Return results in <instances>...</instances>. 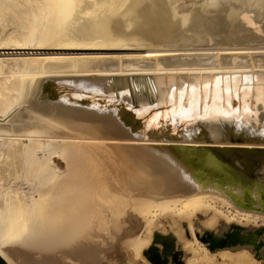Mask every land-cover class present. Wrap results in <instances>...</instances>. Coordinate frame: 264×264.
Here are the masks:
<instances>
[{"label":"bare ground","instance_id":"obj_1","mask_svg":"<svg viewBox=\"0 0 264 264\" xmlns=\"http://www.w3.org/2000/svg\"><path fill=\"white\" fill-rule=\"evenodd\" d=\"M176 1L0 0V262H43L45 253L73 261L93 244L108 251L119 244L141 256L152 242L161 251L187 231L186 264H261L253 255L264 198L253 183L264 189V100L256 110L243 101L237 109L224 102V89L230 104L234 90L240 102L249 86L243 72L264 70L263 58L251 57L249 65L244 58L258 49L244 47L252 31L264 32V0H194L183 12ZM216 11L241 46L184 58L189 49L177 47L205 46L206 35L200 44L195 36L210 24L205 13ZM261 33L256 38L264 40ZM182 73L166 85L180 89L173 106L129 110L144 136L166 129L169 120L179 138L133 137L110 113L39 95L45 78L69 79L75 90L69 93L83 98L115 89L110 80L119 75L140 74L156 90L146 88V100L134 93L126 99L147 105L158 99L160 81ZM250 80L252 94L254 74ZM54 89V98L78 100L62 85ZM98 97L87 98L88 106L101 105ZM193 150L201 171L195 176L187 158ZM248 189L252 205L244 203ZM200 232L210 242L227 237L230 246L213 253L198 240Z\"/></svg>","mask_w":264,"mask_h":264},{"label":"rangeland","instance_id":"obj_2","mask_svg":"<svg viewBox=\"0 0 264 264\" xmlns=\"http://www.w3.org/2000/svg\"><path fill=\"white\" fill-rule=\"evenodd\" d=\"M196 1H200V0H196ZM196 1H194V0H178L175 2V6L178 8V10L183 12L188 8L185 6L190 7L192 5L191 2L195 3ZM183 7H185L186 9ZM205 14L209 17L210 24L206 26V23H204L205 25H203L201 28L202 31L198 30L199 33L195 36L198 39L197 44H200L202 42L200 37H202V35H206V38L204 39L205 46L204 45L203 46L197 45V46H191L190 47V44H188V45H186L187 46L186 47L185 44L184 45L180 44L181 46L179 45L180 48L178 46L177 47L178 49H182V48L183 49H189L188 50L189 52H187V53H190V55H184L183 56L184 58L196 57L199 53L206 52V51L209 52V50H207L209 48L211 49V48H217V47H219V48L224 47V44L235 48V47H240L241 45H239V44L243 43V41H240V39H242L241 37L238 38V37L229 35L231 33V29L229 27L227 28V26H225V29H228V31L227 30L225 31L223 29L224 27H221V25H223L224 23H228L227 21L225 22L223 20L221 13H218V11H216V12H210V13L207 12ZM244 19H242V20H244ZM262 22H264V21H262ZM245 25L249 26L250 23L245 22ZM14 26H15V24L8 25L9 30L15 29ZM206 27L208 29L214 27L212 30H215V31L217 28V30L220 32L216 31V32H218L217 33L218 35L215 34L216 33L215 31H213L214 34H211V32ZM219 27H221V29ZM3 29H4L3 26L0 25V31H4ZM223 31H225V32H223ZM229 31H230V33H229ZM252 32L254 34L250 37L248 44L244 45V47L258 48V49H255V50L254 49H248L249 51H254V53H251L250 55H244V58H246V60L248 61V65L250 64L249 62H250L251 57L254 60H257L258 58L264 59V40L257 39L256 35H255L257 33L259 35L261 33V29H257L256 32H255V30H253ZM220 33H222V34H220ZM225 33H227V34H225ZM12 34L15 35L16 32H13ZM261 34L263 35L264 32ZM212 36H214V38H212ZM215 36L217 39H215ZM217 44L218 45L220 44L221 46L220 45L218 46ZM179 57H181V56H179ZM208 57H210V56H208ZM262 65H264V63H262ZM243 73L247 75V78H246L245 82H242V84L244 87H246V82L249 83V86L247 87L248 92L244 94L243 92L240 91L242 94L240 93V102H238V94H236V90H234L235 91V92L233 91L234 94L232 93V102L234 101V104H230V101H229L230 96L227 95V94H230V90L226 89L229 91V93H228V91H226L224 89V93H225L224 94V102L228 101L225 103H228L229 106H233V107H236L238 109V104L242 103V101H243V105L245 106V104H247L246 108H249L251 106L252 111H253V110H256V106L258 105V102L264 100V94H262V86H264V82H262V76H264V70L257 66L253 70L250 69L248 71H244ZM218 74L219 73L213 74V75H218ZM252 74H254L255 85H254V88H252V94H250V84H252V80H250V78L252 77ZM178 76L186 77L187 75L185 73L178 74V75L173 74V75H170V77H168L166 80H162L159 82L161 84V86L158 87V94H155V96L158 95L159 97L157 100L151 101V104H149L150 106H152L151 109H154V106H156L155 104H161V105L164 104V106H167L169 103H171L172 106L174 105V102H172V100H174V96H177L180 89L175 91L173 83L175 82V80L177 79ZM207 76H208V74H204L202 76V78L207 77ZM189 77H196V80H199V76L195 75V74H193L192 76L190 75ZM116 78H117L116 80H113V79L110 80L111 83L113 82L112 86H116V88L115 89L112 88L110 91H108V93L115 92L117 90L119 92L120 96L122 98H124V100H126V102H127L126 96H128L130 94L133 95V93H134L137 96L140 95V98H143L146 100V97H147L146 94L148 93V90L152 91V94L154 93V90H156V86L153 87V82L151 81L150 77L147 78V76L144 77L140 74H131V75L122 74V75L117 76ZM225 78L227 79L228 77H225ZM218 80H220V79H218ZM115 82H116V84H115ZM236 83L240 84V81H237ZM170 84H173L172 85L173 87L169 88L168 86H166V85H170ZM242 84H240V87L242 86ZM235 86H236V88H238V85H235ZM196 87H198V86H196ZM207 87H208V85H206V88ZM219 87H220V85H219ZM130 88H132V90H134V92H132V90H130ZM146 88H148V90ZM207 91H208V88H207ZM207 91H206V94H207L206 97L208 98ZM176 92H177V94H176ZM152 94H150V95H152ZM166 94H168V100H166ZM218 94L219 95L217 96V98H218V100H221V102L220 101L219 102H220V104H222V96H221L222 90H220V92H218ZM212 95H213V89H212V94H210V100L213 97ZM233 95H234V97H233ZM225 96H226V98H225ZM250 96H252V98H250ZM241 97L244 99H242ZM208 100H209V98H208ZM152 102H154V104H152ZM166 102H168V104H166ZM127 103H130V102H127ZM135 105L138 106L139 108H142V109H144L143 106H145L143 104H135ZM240 107H241V104H240ZM170 110H171V108L168 107L167 111H170ZM201 117H203V115ZM256 224H258L257 226L254 224L256 227L261 226V227L257 228L258 237L256 238V242L260 241L261 244L257 246V249L255 250V252H256L255 255H253V254L252 255L254 256L255 259L261 261V264H264V231L262 229L264 227V225H263L264 223L260 222V223H256ZM196 227L199 228L200 226H196ZM139 230L137 232H140ZM185 232H186L185 233L186 239H184L183 241L178 240L177 243H175L172 246L174 248V250L178 251V253H179L178 258L182 264H186V260H187L188 256L189 257L191 256L190 254L185 256L182 253V250L185 249L184 245L187 244L188 242H192V238L190 237V235L187 233V231H185ZM149 233L150 232L145 231L143 238L146 240L147 239L149 240L150 239ZM202 236L207 237V239L210 237V236H207L203 232H200V234L198 233L197 234L198 240L203 242V243H204V241H202L199 238ZM221 238H223V237H220V239ZM218 240L219 239L213 240V241H218ZM104 242H107L106 238H105ZM152 243L150 244V246L151 245L157 246V244H154L155 242L153 244ZM205 243L207 244V249L213 253L218 252L222 248H227L228 246H230V245L226 244L222 247H216V248L210 250L209 249V245H210L209 239ZM146 245H144V248H146ZM93 246H95V247H93V248L91 247L92 248L91 251H88L89 254L92 253L91 256H89V254H87V251H86L87 256L85 253H83L85 256H83L82 254L81 255L78 254V256H76L77 254L75 255L76 259L74 258V260H76L77 263H75L74 260H73L74 261L73 262L71 260L67 261L66 259H61L60 257H58L57 254H51V253L43 254V262L42 261L36 262V260L33 261V259H32V261H33V263L36 262L34 264H60V263L61 264H83L84 262H85L84 264H87L88 261L90 262V263L88 262V264H154V263L150 262L144 254H141V256L140 255L135 256L130 248H128L126 250L123 247L119 246V244H117L115 249L109 250V251H108L107 245L104 247H100L97 244H93ZM79 255H80V257H79ZM87 257H89L88 260H87ZM143 257H144V259H143ZM84 258H86L85 260H87V261H85ZM168 258L169 259H168L167 264H176L170 255L168 256ZM89 259L92 261H90ZM142 259L144 261H141ZM32 261L30 260L28 262V264H31ZM0 264H5V262H0Z\"/></svg>","mask_w":264,"mask_h":264},{"label":"water","instance_id":"obj_3","mask_svg":"<svg viewBox=\"0 0 264 264\" xmlns=\"http://www.w3.org/2000/svg\"><path fill=\"white\" fill-rule=\"evenodd\" d=\"M44 83L46 84V87L44 90H41L40 94L41 95V98H44L45 100L49 101V102H52V101H61L63 102L64 104H67V105H72V106H78V107H83V108H91L99 113H110L113 117H115V119L120 123L121 127L128 131V133L133 136V137H143V138H147V139H169V138H179L178 135L176 133H173L171 132L170 128L167 126L166 129L164 130H158L156 131L155 133H153V130H148L147 132V136H144L143 133H142V129H141V125L139 124V122L137 120H135L131 113L129 112L130 109H134V110H139L140 108L138 106H136L133 102L131 103H122L121 107L119 108H112L110 106H101V105H98V106H93V107H89L88 106V103H89V100H87L86 98H82V99H79V97H76L78 100L75 101V102H72L71 100L68 101V102H64L63 100L61 99H58V98H54L53 96L55 95V92H54V87L53 86H56L59 85L60 83L62 84V81L63 80H59V79H56V78H45L44 80ZM47 84H48V87L50 89H47ZM53 89H52V88ZM117 92V90H116ZM53 95V96H52ZM160 104L156 105V106H159ZM154 106V109H160V110H163L162 107L159 108V107H156ZM145 107V109L148 110V107H151L149 104L143 106ZM164 107V106H163ZM146 110V111H147ZM172 147L176 150L179 149V146H176V145H172ZM200 149H203L204 151H208L209 153H212L210 149L208 148H205L203 146H199ZM193 153H196L195 150H193L192 154ZM184 155V154H183ZM204 153L201 154L200 153V157H203ZM186 156H190V155H186ZM189 158L190 160H193L194 161V164H196V167L193 166V171L190 173L191 176H195L197 174H201V171H200V166H199V160L197 159H194V154L190 157H187ZM218 180V179H217ZM215 182V181H213ZM253 184L257 185V190L258 192H260V194L262 195V197L264 198V189L263 187L258 183V182H254ZM246 186V185H244ZM250 192L249 189L244 197V203L248 204V205H252V201L250 200ZM258 209V208H257ZM259 211H263L264 212V206L263 207H260L258 209ZM202 241L206 242L208 241L207 237L205 236H202V237H199ZM228 238L225 237V238H221L219 239L218 241H211L210 242V245H209V249L212 250L216 247H222L224 245H226V242H227ZM146 257L147 259L154 263V264H167L168 263V256L170 255L173 259V261L176 263V264H182L178 258L179 256V253L178 251L174 250V248L168 244V243H164L161 247V251L158 249V247L156 245H151L150 247L146 248L143 252H142Z\"/></svg>","mask_w":264,"mask_h":264},{"label":"flooded vegetation","instance_id":"obj_4","mask_svg":"<svg viewBox=\"0 0 264 264\" xmlns=\"http://www.w3.org/2000/svg\"><path fill=\"white\" fill-rule=\"evenodd\" d=\"M230 241L229 240H227V242H226V244H228Z\"/></svg>","mask_w":264,"mask_h":264}]
</instances>
